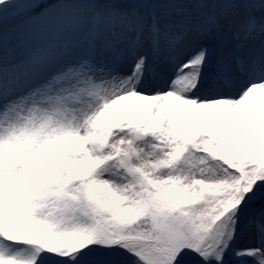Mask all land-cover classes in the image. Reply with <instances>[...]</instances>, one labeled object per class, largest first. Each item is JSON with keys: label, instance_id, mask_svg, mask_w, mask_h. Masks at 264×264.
<instances>
[{"label": "snow or ice", "instance_id": "1", "mask_svg": "<svg viewBox=\"0 0 264 264\" xmlns=\"http://www.w3.org/2000/svg\"><path fill=\"white\" fill-rule=\"evenodd\" d=\"M0 264H264V0H0Z\"/></svg>", "mask_w": 264, "mask_h": 264}]
</instances>
